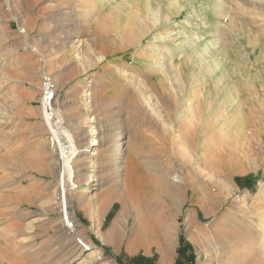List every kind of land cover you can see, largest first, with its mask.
<instances>
[{
	"label": "rangeland",
	"instance_id": "374dc122",
	"mask_svg": "<svg viewBox=\"0 0 264 264\" xmlns=\"http://www.w3.org/2000/svg\"><path fill=\"white\" fill-rule=\"evenodd\" d=\"M179 236L264 264V0H0V264H173Z\"/></svg>",
	"mask_w": 264,
	"mask_h": 264
},
{
	"label": "bare ground",
	"instance_id": "6f19581e",
	"mask_svg": "<svg viewBox=\"0 0 264 264\" xmlns=\"http://www.w3.org/2000/svg\"><path fill=\"white\" fill-rule=\"evenodd\" d=\"M134 15V14H133ZM148 16V15H147ZM146 16V17H147ZM129 17V16H128ZM132 17V16H131ZM130 17V18H131ZM136 17V16H135ZM120 19H122V18H120ZM136 19V18H135ZM128 20V19H127ZM126 20V21H127ZM139 20V19H138ZM125 21V20H124ZM125 21V22H126ZM131 21V20H130ZM128 23V22H127ZM127 23L125 24V26L127 25ZM132 23V22H131ZM139 23V22H138ZM132 25H134V24H132ZM131 25V26H132ZM126 28H128V26L126 27ZM130 28V27H129ZM128 30V29H127ZM126 29H125V31H127ZM44 105H47V104H42V108L44 109ZM52 105H47V107H46V109H44V114H45V116L48 118V119H50L52 122H51V124H53V126L56 124V122H57V117H56V108L55 107H52ZM235 120V119H234ZM206 121H207V119H206ZM209 121V120H208ZM207 121V122H208ZM211 121H213V120H211ZM240 121V120H239ZM239 121H236V122H239ZM214 123H217V121H213ZM242 123V122H241ZM239 125H240V123H239ZM229 126V125H228ZM243 128V127H242ZM242 130V129H241ZM49 131V130H48ZM51 131H52V133L53 134H56V135H58L57 134V132H60V131H55L54 130V128L53 127H51ZM201 133V132H200ZM239 134H240V132H238ZM237 133V134H238ZM62 135V134H61ZM199 136H200V134H199ZM257 136V135H256ZM58 137H59V135H58ZM214 137H219V136H216L215 134H214ZM57 138V137H56ZM222 138V137H221ZM227 138V137H226ZM233 138V137H232ZM235 138H236V136H235ZM58 139H61L60 137L58 138ZM212 139V138H211ZM237 139H238V136H237V138L236 139H234V140H229V143H231L230 145H229V147H226V152H224V153H227V155L224 157L223 156V158H224V164H225V166L226 167H228L230 170H231V172L233 173V174H235V173H238L239 172V168H242V167H244V164H245V161H244V159H243V157H244V153L246 152V150H247V147H246V142H240V140L238 139V141H237ZM245 139V138H244ZM62 140V145H63V147H65V149H67V148H70L71 146H73V144H72V142L70 143V144H72V145H69L68 144V142L69 141H64V139H61ZM205 140V139H204ZM214 140H216V139H214ZM206 142H207V140H205ZM222 141V145L224 144V146H225V141L223 142V140H221ZM237 141V142H236ZM243 141V140H242ZM203 141H200V145L199 146H203V147H206V145L207 144H209V143H206V142H203ZM90 143L91 144H88V146H94L95 144H100L99 142H95V141H93V139L90 141ZM213 143H217L216 141L215 142H213ZM228 143V142H227ZM244 143H245V145H244ZM65 144V145H64ZM79 144V143H78ZM83 145V144H82ZM211 145V144H210ZM218 145V144H217ZM220 145V144H219ZM227 145V146H228ZM198 146V145H197ZM208 147H209V145H208ZM208 147H206V148H208ZM212 147V146H211ZM223 147V146H222ZM205 148V149H206ZM217 147L216 146H213L212 148H209L208 150L211 152L213 149H216ZM224 148V147H223ZM197 149V148H196ZM195 149V150H196ZM202 149V148H201ZM204 149V150H205ZM206 151V150H205ZM214 151V150H213ZM225 151V150H224ZM200 153V152H199ZM218 153V152H217ZM201 154V153H200ZM206 154V153H205ZM217 156V155H216ZM246 156V155H245ZM246 158V157H245ZM118 160V159H117ZM129 160V159H128ZM129 162L130 163H132L130 160H129ZM224 167V166H223ZM128 169V168H127ZM226 169V168H225ZM133 176V174H132V166H131V168H129L128 169V171H127V179H132L131 177ZM173 179H174V182L176 183V184H181V179L179 178V176H178V174L176 173L175 175H174V177H173ZM128 180V181H129ZM93 180L91 179V177L90 176H88V182L90 183V182H92ZM165 183V182H164ZM171 189V188H170ZM177 189V188H176ZM163 190H167L168 191V189L166 188V187H164L163 188ZM178 190V189H177ZM177 193V192H176ZM175 195V194H174ZM120 215H118V217H119ZM65 218H67V220H70L71 222H73L72 221V219L69 217V215H66L65 216ZM189 219V218H188ZM64 220V219H63ZM115 221V220H114ZM63 223V222H62ZM74 223V222H73ZM117 223V222H116ZM192 223V222H191ZM115 224V223H114ZM114 224L112 225L113 227H112V230L110 231V227H109V232H111V234H113V237L115 236V237H117L116 236V234H117V229H116V227L114 226ZM119 227V226H118ZM63 228V227H62ZM75 228H76V226H75ZM68 232H70L71 233V231H69L68 230ZM121 232V231H120ZM108 235V234H107ZM110 235V234H109ZM77 236H79V235H77ZM153 238H155L156 240H158L159 242H160V240L163 242V240L165 239L166 240V235L164 234V235H162L161 233L159 234V232L157 233V232H155L153 235ZM139 237V236H138ZM112 238V237H111ZM115 239V238H114ZM163 239V240H162ZM102 241L103 242H105L104 241V238L102 239ZM163 244V243H162ZM163 246V245H162ZM161 246V248L162 249H168V245H164V247H162ZM165 257V256H164ZM93 262V261H92ZM262 263V262H261ZM263 264V263H262Z\"/></svg>",
	"mask_w": 264,
	"mask_h": 264
},
{
	"label": "trees",
	"instance_id": "16d2710c",
	"mask_svg": "<svg viewBox=\"0 0 264 264\" xmlns=\"http://www.w3.org/2000/svg\"><path fill=\"white\" fill-rule=\"evenodd\" d=\"M238 182L239 180H235ZM179 247L176 251L178 254V259L175 264H195V256L192 253V249L190 245L184 241L182 236L178 238ZM130 264H150L146 259L143 257H136L131 260Z\"/></svg>",
	"mask_w": 264,
	"mask_h": 264
},
{
	"label": "built area",
	"instance_id": "2783aa9c",
	"mask_svg": "<svg viewBox=\"0 0 264 264\" xmlns=\"http://www.w3.org/2000/svg\"><path fill=\"white\" fill-rule=\"evenodd\" d=\"M55 94H56L55 87L53 85L49 84V83L45 84L43 86V89H42V104L45 103V104L49 105V103H51L52 99L54 98ZM49 122H51V121H49ZM65 156H66V158H68L67 154H65ZM62 157H64V154H63ZM71 160H72V158H71ZM61 169H62V167H61ZM69 169H70V172H72L71 166L69 167ZM75 226H76L75 223H73L71 221H66L65 222V229L71 231L72 233H70V234H73L74 231H76L77 227L75 228ZM79 240L80 239H77L76 242L80 245V247H82L83 249H86V247H85L86 245L83 244Z\"/></svg>",
	"mask_w": 264,
	"mask_h": 264
},
{
	"label": "crops",
	"instance_id": "0c3cea01",
	"mask_svg": "<svg viewBox=\"0 0 264 264\" xmlns=\"http://www.w3.org/2000/svg\"><path fill=\"white\" fill-rule=\"evenodd\" d=\"M240 182H243V181H238V182H236V183H240ZM245 187H247V188H248L249 186H247V185H246ZM250 188H251V187H250ZM177 258H178V255H177V253H176V258H175V260H174V263H173V264H175V261H176V259H177Z\"/></svg>",
	"mask_w": 264,
	"mask_h": 264
}]
</instances>
